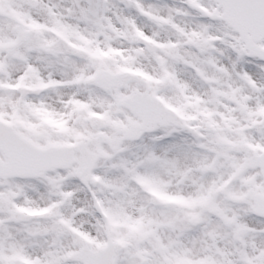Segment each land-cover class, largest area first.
<instances>
[{
  "label": "snow or ice",
  "instance_id": "6c2138e0",
  "mask_svg": "<svg viewBox=\"0 0 264 264\" xmlns=\"http://www.w3.org/2000/svg\"><path fill=\"white\" fill-rule=\"evenodd\" d=\"M0 264H264V0H0Z\"/></svg>",
  "mask_w": 264,
  "mask_h": 264
}]
</instances>
